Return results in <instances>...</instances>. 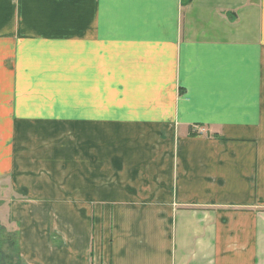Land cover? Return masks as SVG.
<instances>
[{
	"label": "crops",
	"instance_id": "1",
	"mask_svg": "<svg viewBox=\"0 0 264 264\" xmlns=\"http://www.w3.org/2000/svg\"><path fill=\"white\" fill-rule=\"evenodd\" d=\"M0 217L24 264H264V0H0Z\"/></svg>",
	"mask_w": 264,
	"mask_h": 264
},
{
	"label": "trees",
	"instance_id": "2",
	"mask_svg": "<svg viewBox=\"0 0 264 264\" xmlns=\"http://www.w3.org/2000/svg\"><path fill=\"white\" fill-rule=\"evenodd\" d=\"M14 242V243H13ZM24 264L20 256L18 236L0 235V264Z\"/></svg>",
	"mask_w": 264,
	"mask_h": 264
},
{
	"label": "rangeland",
	"instance_id": "3",
	"mask_svg": "<svg viewBox=\"0 0 264 264\" xmlns=\"http://www.w3.org/2000/svg\"><path fill=\"white\" fill-rule=\"evenodd\" d=\"M15 234H16L15 228H12V226L9 225V223L7 224V222L3 221L0 217V235L5 238V236L8 235L13 236Z\"/></svg>",
	"mask_w": 264,
	"mask_h": 264
}]
</instances>
